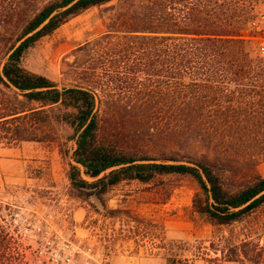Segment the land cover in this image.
<instances>
[{
    "label": "rangeland",
    "instance_id": "374dc122",
    "mask_svg": "<svg viewBox=\"0 0 264 264\" xmlns=\"http://www.w3.org/2000/svg\"><path fill=\"white\" fill-rule=\"evenodd\" d=\"M150 1L110 0L68 16L36 39L20 64L57 87L99 84L105 91L118 87L121 91H111L115 97L110 98L117 104L158 102L166 85L156 56L158 34H146L150 38L142 44V32L125 31L159 27L150 15L155 7ZM38 5V0H17L13 5L0 1V68L20 39L17 35L23 21ZM235 5V12L243 18L239 33L245 51L254 58V69L226 72L227 81L241 79L248 85L236 88L230 83L221 95L214 90L207 99L211 103L219 99L227 106V101L236 98L240 103L233 104L239 109L215 116L224 121H254V127L226 128L229 136L254 137L246 141L247 149L238 143L232 146L234 152L252 151V156L245 157L252 159L219 167L222 186L228 191L264 176V59L259 58L255 42L248 40L255 17L264 12V0H235ZM130 40L136 41L132 49ZM15 91L0 84V115L12 106L37 105L20 95L15 99ZM190 98L186 95L184 99ZM166 100L173 102L170 91ZM50 110L17 124L0 122V224L8 231V235L2 233L7 243L0 247V264H29L34 259L40 241L36 227L46 229L51 237L74 242L78 261L88 257L98 264H264V200L236 221L213 224L193 210L192 198L199 187L188 175H159L147 183L123 180L109 186L101 198L78 196L67 179L74 146L71 130L60 118L61 108ZM158 122L147 115L140 124L149 128ZM192 135L172 133L166 144L181 153L190 151ZM165 141L142 147L155 153L166 149L162 147Z\"/></svg>",
    "mask_w": 264,
    "mask_h": 264
},
{
    "label": "trees",
    "instance_id": "16d2710c",
    "mask_svg": "<svg viewBox=\"0 0 264 264\" xmlns=\"http://www.w3.org/2000/svg\"><path fill=\"white\" fill-rule=\"evenodd\" d=\"M0 1H10L13 5L17 0ZM38 1L39 5L23 21L17 35L24 38L10 48L0 68V84L15 89V99L20 95L27 103L37 105L9 107L0 115V122L17 124L29 116L51 112L52 106L61 108L60 118L69 126V138L74 145L67 170L70 190L78 196L91 194L101 198L109 186L123 180L147 183L159 175H188L199 187V192L192 198L193 210L213 224L236 221L264 200V176L228 191L223 188V174L219 173L222 163L239 164L252 159L245 158L252 151L234 152L232 146L238 143L244 146L241 149H247L250 145L246 143L254 141V137L229 136L225 131L227 127L237 125L238 128L240 124L245 125L244 128L248 124L254 127V121H224L215 116L224 110L239 109L233 104L240 103L236 98L227 101L230 102L227 106L218 102L219 99L214 103L207 101L214 90L221 95L228 84L232 83L236 88L242 84L241 79L227 81L226 72L244 73L254 69V58L245 51L244 37L239 33L243 18L235 12V0L150 1L155 5L150 15L159 27L125 31L142 32L139 38L142 44L150 38L146 34H158L154 35L157 37L156 56L166 85L160 101L147 103L144 100L139 102L141 105L132 106L110 100L115 97L111 91H121L118 87H111L110 91H105L99 84L96 87H57L48 78L21 66L23 53L40 36L52 31L68 16L110 0ZM135 43V40L129 41L131 49ZM145 91L148 92V88ZM169 91L173 96L172 103L166 100ZM136 92L141 91L136 88ZM186 95L192 98L184 99ZM251 96L248 95L253 101ZM147 115L159 122L149 128L142 127L140 122ZM256 124L260 126V123ZM172 133L180 137L185 133L193 134L192 149L182 153L171 149L166 142ZM158 141H165L162 144L165 150L149 153L143 149ZM3 226L0 224L2 249L7 243L4 236L8 235Z\"/></svg>",
    "mask_w": 264,
    "mask_h": 264
},
{
    "label": "built area",
    "instance_id": "2783aa9c",
    "mask_svg": "<svg viewBox=\"0 0 264 264\" xmlns=\"http://www.w3.org/2000/svg\"><path fill=\"white\" fill-rule=\"evenodd\" d=\"M256 44L257 54L264 57V12H260L254 19L251 33L248 37ZM252 41V42H253ZM40 235L39 242L33 253L34 259L29 264H98L91 258L76 259L79 249L68 240L48 235L44 228H35Z\"/></svg>",
    "mask_w": 264,
    "mask_h": 264
},
{
    "label": "water",
    "instance_id": "95a60500",
    "mask_svg": "<svg viewBox=\"0 0 264 264\" xmlns=\"http://www.w3.org/2000/svg\"><path fill=\"white\" fill-rule=\"evenodd\" d=\"M24 37H22V38H20L18 41H17V43L13 46V47H11V48H14L22 39H23ZM11 51V49H9V51L8 52H10ZM264 192V191H263Z\"/></svg>",
    "mask_w": 264,
    "mask_h": 264
}]
</instances>
